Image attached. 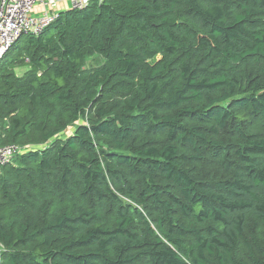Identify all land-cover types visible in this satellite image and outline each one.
I'll return each mask as SVG.
<instances>
[{
  "label": "trees",
  "instance_id": "1",
  "mask_svg": "<svg viewBox=\"0 0 264 264\" xmlns=\"http://www.w3.org/2000/svg\"><path fill=\"white\" fill-rule=\"evenodd\" d=\"M7 145L0 264H264V0L60 10L0 61Z\"/></svg>",
  "mask_w": 264,
  "mask_h": 264
},
{
  "label": "built area",
  "instance_id": "2",
  "mask_svg": "<svg viewBox=\"0 0 264 264\" xmlns=\"http://www.w3.org/2000/svg\"><path fill=\"white\" fill-rule=\"evenodd\" d=\"M60 0H0V61L17 40L25 34L40 35L54 23L58 16ZM72 8H83L92 0H70ZM41 8V11H38ZM29 60L28 58L26 59ZM18 145L0 147V165L7 164L12 157L24 150ZM4 248L0 245L1 252Z\"/></svg>",
  "mask_w": 264,
  "mask_h": 264
},
{
  "label": "rangeland",
  "instance_id": "3",
  "mask_svg": "<svg viewBox=\"0 0 264 264\" xmlns=\"http://www.w3.org/2000/svg\"><path fill=\"white\" fill-rule=\"evenodd\" d=\"M101 63V59H97L96 61L94 59L89 60L88 64L90 65V67H95L98 66ZM28 69L27 66H20V67H16L15 68V72L17 75L22 76L24 74V72ZM74 131V128L71 127L68 129V131H66L65 136H69L70 134H72Z\"/></svg>",
  "mask_w": 264,
  "mask_h": 264
},
{
  "label": "crops",
  "instance_id": "4",
  "mask_svg": "<svg viewBox=\"0 0 264 264\" xmlns=\"http://www.w3.org/2000/svg\"><path fill=\"white\" fill-rule=\"evenodd\" d=\"M69 8H72L70 0H60L56 9L60 11V10H65ZM38 11H41V8H38Z\"/></svg>",
  "mask_w": 264,
  "mask_h": 264
}]
</instances>
